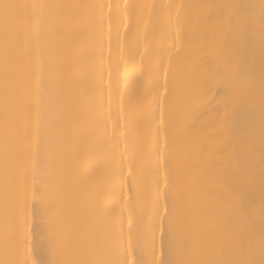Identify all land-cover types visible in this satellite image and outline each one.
<instances>
[{
    "label": "bare ground",
    "instance_id": "bare-ground-1",
    "mask_svg": "<svg viewBox=\"0 0 264 264\" xmlns=\"http://www.w3.org/2000/svg\"><path fill=\"white\" fill-rule=\"evenodd\" d=\"M12 2L48 7L7 31L0 23V259L6 228L7 255L18 238L21 254L27 241L39 259L63 258L49 243L54 207L57 231L85 255L102 245L151 264L162 228L171 260L179 202L191 259L261 264L259 0H232L252 21L239 39L235 21L194 7L205 0ZM79 4L90 7H70Z\"/></svg>",
    "mask_w": 264,
    "mask_h": 264
},
{
    "label": "snow or ice",
    "instance_id": "snow-or-ice-1",
    "mask_svg": "<svg viewBox=\"0 0 264 264\" xmlns=\"http://www.w3.org/2000/svg\"><path fill=\"white\" fill-rule=\"evenodd\" d=\"M48 7L43 4H29L12 2V0H0V23L3 24L5 31L12 25H20L26 23L31 16H34L35 10ZM70 7L86 9L90 7L86 4L72 5ZM181 7H184L181 5ZM194 7L206 9L209 11L219 10L217 14V21L220 23L233 22L235 21L239 26L237 29L236 38L239 39L243 28L251 23L252 21L247 15H241L238 13L239 5L228 0L223 4H216L205 0V2L195 5ZM259 7L264 12V0H259ZM260 31L262 37H264V20L261 21ZM247 95L246 90L242 91L240 95L234 96L228 104L229 110L241 102L243 96ZM262 107H264V92H262ZM228 115V112L225 114ZM167 183L165 187L167 188ZM173 210L175 216L173 217L172 223L169 226L170 240H169V251L174 255V259H165L164 251V230L158 229L160 242L156 244L155 238H153V259L151 264H218L216 261H206L199 259H191L189 257V251L185 240L183 229L180 225V212L181 207L179 202L173 204ZM52 219L50 220V234L49 243L54 250H63L64 257L57 259L54 262L45 261L37 258L32 252L31 245L26 241L23 246V253L20 252V246L18 238L15 242L16 254L14 256L7 255L9 248L12 246V238L6 228L4 233V248L6 256L4 259H0V264H128L127 259L119 261L112 259L109 254L106 253L104 247L101 245L96 249L95 254L85 255L81 242L70 232L63 234L59 233L55 226V208H50ZM6 219L10 215V210L7 206L5 207ZM129 228L131 223L129 222ZM132 240L129 236L126 247L131 245ZM264 251V248H262ZM233 264H255V261L251 259H243L233 262ZM261 264H264L262 259Z\"/></svg>",
    "mask_w": 264,
    "mask_h": 264
}]
</instances>
